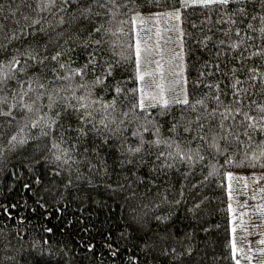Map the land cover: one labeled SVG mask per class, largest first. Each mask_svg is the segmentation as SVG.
Segmentation results:
<instances>
[{"label": "trees", "instance_id": "1", "mask_svg": "<svg viewBox=\"0 0 264 264\" xmlns=\"http://www.w3.org/2000/svg\"><path fill=\"white\" fill-rule=\"evenodd\" d=\"M262 28L264 0H0V264H264L228 190L264 172Z\"/></svg>", "mask_w": 264, "mask_h": 264}, {"label": "rangeland", "instance_id": "2", "mask_svg": "<svg viewBox=\"0 0 264 264\" xmlns=\"http://www.w3.org/2000/svg\"><path fill=\"white\" fill-rule=\"evenodd\" d=\"M157 43L163 49H167L170 41L166 38L168 44L166 46H163L162 40ZM162 47L160 58H162ZM154 48L152 46L148 54H154ZM177 53L179 54V50ZM160 63L164 64L166 69L170 68L168 62L160 61ZM174 65L177 66V63ZM228 190L234 253L238 260L254 262L260 253L264 254V243H261L264 241V172L229 171Z\"/></svg>", "mask_w": 264, "mask_h": 264}, {"label": "snow or ice", "instance_id": "3", "mask_svg": "<svg viewBox=\"0 0 264 264\" xmlns=\"http://www.w3.org/2000/svg\"><path fill=\"white\" fill-rule=\"evenodd\" d=\"M65 2H67V0H65ZM185 2H187V0H185ZM230 2H231V0H199V3H201L203 5H208V4H213V3L221 4V5H227ZM48 3L49 4H53V3H55V0H48ZM108 3H115V0H108ZM158 15L175 16V18L177 20H179V18H180L179 17V11L178 10L176 12H174V13H161V14H158ZM137 19H140L141 21H143V18L142 17H137ZM260 31L264 32V28L260 29ZM158 47L159 46L157 45V48ZM148 51H150V50L141 47V42L139 40L136 42V45H135V55L137 57V62L138 63H139V59L142 56V53L143 52H148ZM53 59H55V57H53ZM154 63L156 64L157 69H160L162 67V65L160 64V61H154ZM145 75L151 76L152 73L141 74L139 76V79L141 81H144L145 80ZM156 87H158L161 90V99H162V102H163L164 106L166 107L168 105V101L166 99H163V95H162L163 94V88H164V86L162 84H157ZM178 102L179 103H183V104H187L188 103V100L187 99H184V100H181V101H178ZM260 112L262 113V115L260 116V120H264V107H262L260 109ZM256 119H257L256 117H250L247 114L244 115V121H254ZM221 127H223V126L221 125ZM247 127H254V125L251 124V123H248L247 124ZM262 130H264V126H262ZM138 150L139 149H136V151H138ZM229 178L231 179V176H229ZM245 186H247V185H245ZM233 231H235V229H233ZM261 243H264V241H261ZM233 248L235 249V244H233ZM237 264H239V262H237Z\"/></svg>", "mask_w": 264, "mask_h": 264}]
</instances>
